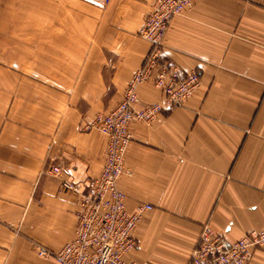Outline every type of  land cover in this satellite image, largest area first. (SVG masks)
<instances>
[{"label": "crops", "instance_id": "obj_1", "mask_svg": "<svg viewBox=\"0 0 264 264\" xmlns=\"http://www.w3.org/2000/svg\"><path fill=\"white\" fill-rule=\"evenodd\" d=\"M153 0H0V264H57L79 191L100 173L106 137L82 125L114 107L149 44L137 31ZM162 59L199 87L131 124L118 187L148 204L125 257L188 264L203 225L228 242L264 230V0H196L175 16ZM139 105L161 101L152 81ZM60 166L62 175L48 173ZM247 264H264V247Z\"/></svg>", "mask_w": 264, "mask_h": 264}, {"label": "built area", "instance_id": "obj_2", "mask_svg": "<svg viewBox=\"0 0 264 264\" xmlns=\"http://www.w3.org/2000/svg\"><path fill=\"white\" fill-rule=\"evenodd\" d=\"M195 1L153 0L137 31L138 37L149 44L143 63L133 72L121 100L82 125V130H97L106 137L100 173L78 184L62 179V189L79 191L73 237L57 250L35 244L37 255L50 257L57 264H139L125 255L135 246L133 232L143 211L151 206L143 204L129 211L118 179L130 174L124 153L133 140L131 124L150 122L162 110L181 105L200 85L198 70L184 71L162 59L163 42L172 19ZM147 81L162 91L163 98L139 105L137 89ZM48 173L60 177L62 168L51 166ZM259 247H264V230H252L228 242L205 224L188 264H247Z\"/></svg>", "mask_w": 264, "mask_h": 264}]
</instances>
